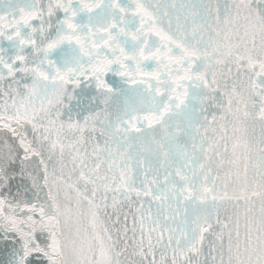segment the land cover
<instances>
[{
    "label": "snow or ice",
    "instance_id": "6c2138e0",
    "mask_svg": "<svg viewBox=\"0 0 264 264\" xmlns=\"http://www.w3.org/2000/svg\"><path fill=\"white\" fill-rule=\"evenodd\" d=\"M0 243L264 264V0H0Z\"/></svg>",
    "mask_w": 264,
    "mask_h": 264
},
{
    "label": "water",
    "instance_id": "95a60500",
    "mask_svg": "<svg viewBox=\"0 0 264 264\" xmlns=\"http://www.w3.org/2000/svg\"><path fill=\"white\" fill-rule=\"evenodd\" d=\"M106 79H108L110 82L114 79H116L115 77H113L111 74H109ZM95 90L94 88H88V89H85V93L86 95H89L91 93H93ZM7 245L6 244H3V243H0V248H4L6 247Z\"/></svg>",
    "mask_w": 264,
    "mask_h": 264
}]
</instances>
